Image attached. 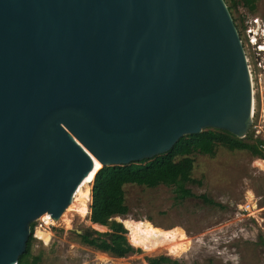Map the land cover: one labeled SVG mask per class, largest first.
<instances>
[{"label":"water","instance_id":"95a60500","mask_svg":"<svg viewBox=\"0 0 264 264\" xmlns=\"http://www.w3.org/2000/svg\"><path fill=\"white\" fill-rule=\"evenodd\" d=\"M252 111L224 0H0V264L32 223L31 244L42 219L66 237L85 222L80 184L100 165L208 129L244 139Z\"/></svg>","mask_w":264,"mask_h":264},{"label":"rangeland","instance_id":"374dc122","mask_svg":"<svg viewBox=\"0 0 264 264\" xmlns=\"http://www.w3.org/2000/svg\"><path fill=\"white\" fill-rule=\"evenodd\" d=\"M233 16L251 74L253 117L249 131L253 140L264 141V65L257 67L264 57L256 55L245 34V22L256 16L264 19V0L257 1L254 14L240 7ZM193 158L192 178L199 183L186 185L192 197L176 199L173 188L163 185L155 188L128 185L124 187L127 214L112 218L127 231L129 244L135 232L147 233L151 240L161 244L163 232L187 237L188 249L179 257L168 256L165 251L147 254L130 244L140 252L114 258L80 244L77 232L108 231L93 228L89 221L92 185L89 182L85 188L90 198L85 222L68 237L53 226L37 232L28 264H147L149 258L159 256H167L179 264H264V168L257 164L259 159L244 151L232 152L222 147L216 149L214 156L196 154ZM200 196L211 203L203 202ZM42 228L45 229L43 221L38 229Z\"/></svg>","mask_w":264,"mask_h":264},{"label":"trees","instance_id":"16d2710c","mask_svg":"<svg viewBox=\"0 0 264 264\" xmlns=\"http://www.w3.org/2000/svg\"><path fill=\"white\" fill-rule=\"evenodd\" d=\"M258 0H224L232 20L239 33V26L233 12L240 7L248 13L256 12ZM222 147L228 151H244L251 157L264 160V141L254 139L250 131L244 139H237L227 132L208 129L197 135L179 140L166 154L145 159L126 166L100 168L91 179V204L89 206V221L107 228V232L85 230L76 234L79 243L96 251L108 254L114 258H123L128 254L138 253L126 239L127 231L122 224L112 218L126 215L128 207L124 202V187L134 185L145 188H155L163 185L173 188L176 199L192 197L193 193L186 185L199 183L192 178L194 167L193 156H214L216 149ZM90 185V184H88ZM205 203H211L205 196L199 197ZM88 215V211H87ZM86 215V216H87ZM34 223L30 225V235L26 250L18 259L17 264H28ZM34 262V261H33ZM147 264H179L167 256L149 258ZM35 263V262H34Z\"/></svg>","mask_w":264,"mask_h":264},{"label":"bare ground","instance_id":"6f19581e","mask_svg":"<svg viewBox=\"0 0 264 264\" xmlns=\"http://www.w3.org/2000/svg\"><path fill=\"white\" fill-rule=\"evenodd\" d=\"M259 160L257 164L260 167L264 168V163L260 162ZM100 168H101V165L97 167L94 171H92L89 174V176L80 184V193H81V199H82V205H83L84 218L87 215V211H88L87 204L89 203V200H90L88 188L87 189L85 188L89 184L90 180L93 179L94 174H96V172ZM41 221L45 223V229L43 228L38 229L37 230L38 233H42L45 230H47L49 226H52L48 222H46L44 219H42ZM91 226L95 229H104V227H101L97 224H91ZM162 237H163L164 242L161 244V243H157L151 240L147 233L135 232V233H132L129 242L130 244H132L133 247L140 248L147 254L165 251L168 256H174L176 258L187 251L188 246H189V239L187 237L183 235H176L170 231L163 232Z\"/></svg>","mask_w":264,"mask_h":264},{"label":"built area","instance_id":"2783aa9c","mask_svg":"<svg viewBox=\"0 0 264 264\" xmlns=\"http://www.w3.org/2000/svg\"><path fill=\"white\" fill-rule=\"evenodd\" d=\"M245 34L246 36H248V43L255 48L256 55L263 54V57H264V22L263 20L260 17L256 16V17H252L249 21L245 22ZM245 58H246V55H245ZM246 62H247V58H246ZM257 65H258L257 67H262L264 65V59L262 62L259 61ZM247 67L249 70L248 62H247Z\"/></svg>","mask_w":264,"mask_h":264},{"label":"flooded vegetation","instance_id":"af4514ba","mask_svg":"<svg viewBox=\"0 0 264 264\" xmlns=\"http://www.w3.org/2000/svg\"><path fill=\"white\" fill-rule=\"evenodd\" d=\"M262 19V18H261ZM263 20V22H264V19H262ZM261 56H263V54H261Z\"/></svg>","mask_w":264,"mask_h":264}]
</instances>
